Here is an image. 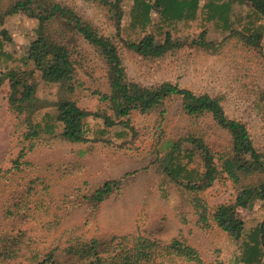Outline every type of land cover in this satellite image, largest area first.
<instances>
[{"label":"rangeland","instance_id":"374dc122","mask_svg":"<svg viewBox=\"0 0 264 264\" xmlns=\"http://www.w3.org/2000/svg\"><path fill=\"white\" fill-rule=\"evenodd\" d=\"M56 1L69 5L99 33L112 38L130 79L146 86L170 81L195 93L219 97L226 115L244 122L254 144L264 152V11L254 15L249 2L232 5L229 17L235 29L251 22L261 27L259 43L247 45L206 18L207 0H199L193 17L175 21L162 20L154 0H147L152 8L143 29L140 18L133 15V0H107L108 4L98 0ZM37 24L35 17L23 11L0 21V238L10 234L6 246L9 254L15 250L13 255H6L1 242L0 264H25L30 247L40 251L57 247L59 261L73 262L77 256L72 247L80 241L134 232L160 241L182 236L207 264H244L240 260L241 242L264 217V199L237 208L245 233L243 238L231 237L210 218L206 225L200 222L189 193L170 181L158 165L173 141L187 133L202 134L213 150H223L229 143L225 131L209 117L186 116L179 97L172 96L164 103L163 118L158 112L133 111L130 126L119 123L103 131L102 119L89 115L85 124L91 140L72 144L48 138L46 125L55 124L52 115L57 86L41 79L33 60L27 57L29 43L37 36ZM166 32L181 46L163 57L143 58L126 45L145 34L159 41ZM74 43L77 60L82 63L78 74L84 81L74 98L81 107L95 111L102 105L98 93L107 92L106 68L93 46L81 37ZM10 75L17 81L18 90H29L38 99L27 121L8 108ZM25 121H38L41 126L38 142L27 151V141L22 138ZM182 147L188 146L183 143ZM20 152L23 157L19 159L26 162L16 169L12 159ZM183 153L173 159L185 170H203L198 152L191 157ZM119 177L118 189L93 211L83 195L105 179ZM178 179L185 181L181 176ZM42 185L51 195L45 193L39 198L44 206L49 202V213H36L30 219L32 200L43 194ZM234 196L230 181L224 179L215 180L196 195L206 206V213L232 202ZM20 203L29 209L20 208ZM2 230H7L5 235ZM254 264H264V253Z\"/></svg>","mask_w":264,"mask_h":264},{"label":"trees","instance_id":"16d2710c","mask_svg":"<svg viewBox=\"0 0 264 264\" xmlns=\"http://www.w3.org/2000/svg\"><path fill=\"white\" fill-rule=\"evenodd\" d=\"M98 1L101 4L109 3L107 0ZM235 2H249L250 12L254 15H260L264 11V0H207L204 4L205 16L218 22L222 28L228 29V33L236 36L243 44L257 45L261 39L260 25L251 22L240 30L233 27L229 14ZM154 4L162 20L175 21L193 17L199 7V0H154ZM151 8L152 3L147 0H133V15L140 18L141 29L149 20ZM18 11H23L38 21L37 36L29 43L27 57L33 60L41 79L57 86L55 111L52 115L55 124L46 125L48 138H57L72 144L85 143L91 140L87 136L85 124V118L89 115L100 117L104 124L102 130L106 131L119 123L130 126L133 111L141 114L158 112L160 118H163L165 101L172 96L179 97L181 109L186 116L192 119L209 117L214 125L225 131L229 143L223 150H213L202 134L187 133L173 141L158 165L170 181L180 185L183 192L189 193L194 209L199 210L200 222L206 225L210 218L231 237L243 238L245 232L243 223L238 220L237 208H246L251 206L253 201L264 199V152L254 144L245 123L227 116L219 97L208 93H195L170 81L146 86L130 79L112 38L99 33L89 20L69 5L56 0H0V21ZM118 28L117 21L116 29ZM78 37L94 47L107 72V92L98 93L102 105L99 104L95 111L81 107L74 98V94L84 82L78 74V69L82 66L77 60L78 50L74 43ZM126 45L141 57L154 59L174 52L181 43L175 42L170 32H166L159 41L152 34H145L137 41L128 40ZM10 88L8 108L16 117H21L22 120L28 118L37 107V97L29 90H18L13 75H10ZM26 121L22 138L27 141V151L38 142L41 126L38 121ZM183 143L188 147L183 148ZM174 150L176 154L173 153ZM196 152L202 161L203 170L200 172L185 170L181 162L177 163L173 159L180 153L191 157ZM20 157H23L22 152L12 159L15 163L13 168L18 169V165L26 162L21 161ZM153 160L156 161L157 156ZM179 176L185 181H180ZM121 179L122 177L105 179L101 184L88 189V193L83 197L91 204L93 211L118 189ZM222 179L230 181L235 193L234 200L210 209L208 214L206 206L196 195L212 185L215 180ZM40 187L43 194L32 200L30 219L36 213H49V202L44 206L39 199L45 193L49 194L48 188L45 185ZM18 206L29 209L22 203ZM2 231L5 235L7 230ZM10 238V234L6 239L0 238V245L4 242L1 247L6 255H13L11 253L15 252L12 248L9 254L6 246ZM13 238L15 237L12 236ZM241 246L240 260L244 264H254L260 260L264 253V217L251 229L248 237L242 240ZM56 250L57 247L44 251L30 247L24 259L25 264H207L198 250L182 236L160 241L154 236L139 232L112 236L105 240L91 238L88 241H80L72 247L77 256L73 262L59 261ZM14 257L17 261V256ZM15 264L22 263L17 261Z\"/></svg>","mask_w":264,"mask_h":264}]
</instances>
